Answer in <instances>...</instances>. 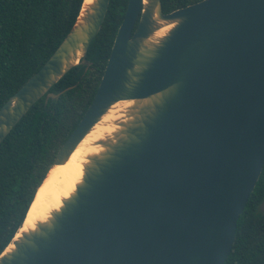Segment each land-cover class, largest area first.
Wrapping results in <instances>:
<instances>
[{"label":"water","instance_id":"obj_1","mask_svg":"<svg viewBox=\"0 0 264 264\" xmlns=\"http://www.w3.org/2000/svg\"><path fill=\"white\" fill-rule=\"evenodd\" d=\"M108 4L83 0L60 44L1 105L0 144L86 61ZM120 101L130 103L114 107L116 129L94 141L101 149L86 156L75 190L13 237L0 264H223L264 164V0L166 13L161 0H128L94 97L47 171Z\"/></svg>","mask_w":264,"mask_h":264},{"label":"trees","instance_id":"obj_2","mask_svg":"<svg viewBox=\"0 0 264 264\" xmlns=\"http://www.w3.org/2000/svg\"><path fill=\"white\" fill-rule=\"evenodd\" d=\"M128 0H109L86 61L71 67L0 144V253L24 220L58 149L91 103ZM199 0H161L169 12ZM83 0H0V107L35 73L73 26ZM137 24V23H136ZM135 24V26H136ZM264 164L223 264H264Z\"/></svg>","mask_w":264,"mask_h":264},{"label":"bare ground","instance_id":"obj_3","mask_svg":"<svg viewBox=\"0 0 264 264\" xmlns=\"http://www.w3.org/2000/svg\"><path fill=\"white\" fill-rule=\"evenodd\" d=\"M91 1L84 0V4ZM169 27L170 25L162 27L156 34L162 35ZM119 103L128 105L130 102L120 101L114 104L80 141L68 160L64 164L54 165L47 171L46 178L38 189L36 198L23 225L14 236L15 238L20 234V231L33 228L37 220L46 219L50 211L59 208L62 205V199L68 197L75 190L76 184L83 175V164L86 162V156L101 149V146L95 145L94 141L116 129L112 121L118 116L116 114L117 109L114 107H118ZM10 247H12V243L6 249Z\"/></svg>","mask_w":264,"mask_h":264}]
</instances>
